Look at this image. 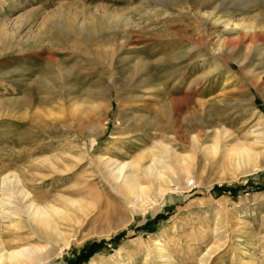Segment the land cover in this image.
<instances>
[{
  "label": "rangeland",
  "instance_id": "374dc122",
  "mask_svg": "<svg viewBox=\"0 0 264 264\" xmlns=\"http://www.w3.org/2000/svg\"><path fill=\"white\" fill-rule=\"evenodd\" d=\"M0 110V202L18 176L62 212L61 238L21 236L42 264L94 243L81 264H160L162 245L174 264H264V0H0ZM146 153L170 169L137 210L97 159Z\"/></svg>",
  "mask_w": 264,
  "mask_h": 264
},
{
  "label": "bare ground",
  "instance_id": "6f19581e",
  "mask_svg": "<svg viewBox=\"0 0 264 264\" xmlns=\"http://www.w3.org/2000/svg\"><path fill=\"white\" fill-rule=\"evenodd\" d=\"M21 21L22 19L20 20V22ZM20 24L21 25H18L19 27L24 25L23 23ZM221 25H226L227 29L230 32H238L241 27L240 24H234V22L232 24L228 20H224ZM8 32L7 36L9 38L10 36H12V33L10 34V32ZM245 58L247 59V57ZM237 64L239 67H242L243 65V63L240 64V62H237ZM76 99L78 98H75V101ZM10 101H12L11 103L14 102V100ZM16 101L15 103L17 104ZM10 107L8 109H10ZM3 108L5 107L3 106ZM11 110L12 109H10V112ZM206 126L208 127L210 125ZM226 133L227 132L224 129L220 128L218 131L219 138L222 139V137L225 136ZM260 141L261 139L258 138L253 145H259L261 143ZM234 148L235 156L240 163H247L245 161L253 162V160L258 157L252 150L251 145L249 146L245 143L241 145L237 144L236 146H234ZM234 148L233 146L228 147V150L232 152ZM214 150V146H210L208 148L209 152H214ZM162 151L167 156L173 157V159H175V165L177 167L179 166L181 170L185 169V159L177 156L171 150V147L163 146ZM147 153L142 154V156L140 155L139 158H136L138 159L136 162H126L122 164H116L113 162V160L104 159L103 157H99L97 159L99 167L105 171L108 179H111L112 183L114 184L113 187L119 190L120 194H122L126 198V201L129 204L135 205L137 210L141 209L145 196L148 195V193L146 192L150 190V187L148 188V186L143 185V180H148L151 185L155 187L156 184H159L160 181L164 178L163 171L158 170L157 164L162 163L163 170L170 169V166L168 164L164 163L161 159H157L158 157L156 153H151V160H147ZM146 161L151 162V164L148 165ZM48 163L51 168L59 169V167H57L54 162L49 161ZM131 168L133 169L131 170ZM24 184L25 183H23V181L20 179V177L18 178V176H8L3 179L4 189L2 190V199L0 202V229L7 223V228H9L8 231H12L11 233H9L7 238L9 239L10 237H12L11 240H16L19 242V244H8L3 239L4 236H1L2 233L0 232V264H42L50 254V249L47 246L44 245V247H41L39 245H32L31 243H26L25 245H23L20 243H23L22 241H25L26 239H29L27 242H32L33 240H41L43 237H45L44 240L46 238H61L60 236L63 234V232L58 228L55 222L56 217H58V219L61 218L62 212L60 208H57V206L53 204L41 206L37 200L30 196L31 194L26 190ZM161 195L162 193H160V196ZM69 203L72 205L77 204V202L75 203L73 200H69ZM15 231L20 233L21 235H18V233H16ZM26 232L29 234V236L31 235L32 237L28 238L27 236L26 239L21 237L26 234ZM15 233L16 235L14 237ZM166 252V247L164 245L160 246L158 253L156 252L155 254V258H157V260L161 262L160 264H174L171 258L166 256Z\"/></svg>",
  "mask_w": 264,
  "mask_h": 264
},
{
  "label": "trees",
  "instance_id": "16d2710c",
  "mask_svg": "<svg viewBox=\"0 0 264 264\" xmlns=\"http://www.w3.org/2000/svg\"><path fill=\"white\" fill-rule=\"evenodd\" d=\"M119 237H121V235L116 237V238L118 239ZM99 247H101V243H94V244H92V246L90 248L83 249L82 252L80 253V255H78L76 260L74 262H71V264H81L82 261L88 260L90 257H92L95 254V251Z\"/></svg>",
  "mask_w": 264,
  "mask_h": 264
},
{
  "label": "built area",
  "instance_id": "2783aa9c",
  "mask_svg": "<svg viewBox=\"0 0 264 264\" xmlns=\"http://www.w3.org/2000/svg\"><path fill=\"white\" fill-rule=\"evenodd\" d=\"M190 185H191L192 187H194V181H191V182H190Z\"/></svg>",
  "mask_w": 264,
  "mask_h": 264
}]
</instances>
